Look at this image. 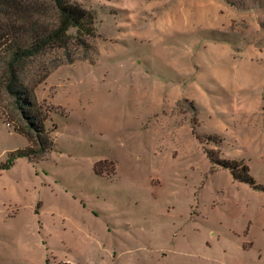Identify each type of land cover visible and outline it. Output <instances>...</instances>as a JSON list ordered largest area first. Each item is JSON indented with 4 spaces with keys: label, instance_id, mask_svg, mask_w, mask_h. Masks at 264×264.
Segmentation results:
<instances>
[{
    "label": "rangeland",
    "instance_id": "obj_1",
    "mask_svg": "<svg viewBox=\"0 0 264 264\" xmlns=\"http://www.w3.org/2000/svg\"><path fill=\"white\" fill-rule=\"evenodd\" d=\"M65 1L94 35L20 68L51 135L0 90V264H264V0Z\"/></svg>",
    "mask_w": 264,
    "mask_h": 264
},
{
    "label": "trees",
    "instance_id": "obj_2",
    "mask_svg": "<svg viewBox=\"0 0 264 264\" xmlns=\"http://www.w3.org/2000/svg\"><path fill=\"white\" fill-rule=\"evenodd\" d=\"M16 0H0V16L7 17L16 14L19 19L7 25L5 31L0 26V90L3 89L9 96L13 97L23 120L30 130L41 135L49 136L48 115L37 102L34 87L26 85L20 75L21 66L29 59L38 57L46 49L52 46H65L68 38L67 33L73 30L85 37H92L95 31V14L83 10L77 6L69 5L65 0H53L57 11V20L46 24L34 17V12L27 8L22 9L20 2ZM17 24V25H16ZM26 136L25 132H19ZM48 140L41 141V151L50 150L51 144ZM20 157H31L35 152L30 145L28 149L15 153ZM211 162L225 169L231 170L235 178L243 182L254 184L249 175L248 166L242 161H230L220 159L209 154ZM242 170L243 175L237 171ZM54 264H71L58 262Z\"/></svg>",
    "mask_w": 264,
    "mask_h": 264
}]
</instances>
